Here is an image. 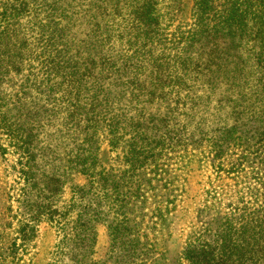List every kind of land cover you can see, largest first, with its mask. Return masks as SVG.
Wrapping results in <instances>:
<instances>
[{"label": "trees", "instance_id": "16d2710c", "mask_svg": "<svg viewBox=\"0 0 264 264\" xmlns=\"http://www.w3.org/2000/svg\"><path fill=\"white\" fill-rule=\"evenodd\" d=\"M183 4L0 0V155L15 158L25 220L0 264L42 222L59 234L55 264H98L99 223L117 263L153 264V229L203 143L216 183L251 168L248 197L173 264H264V0H193L189 28ZM72 174L86 182L60 205Z\"/></svg>", "mask_w": 264, "mask_h": 264}, {"label": "rangeland", "instance_id": "374dc122", "mask_svg": "<svg viewBox=\"0 0 264 264\" xmlns=\"http://www.w3.org/2000/svg\"><path fill=\"white\" fill-rule=\"evenodd\" d=\"M220 5L222 0H216ZM193 16V0H184L182 10L176 22V25H182L189 28ZM195 138H199L196 136ZM105 155L104 163H108L106 156V146L103 148ZM116 153L110 154L113 159ZM109 157V155H108ZM15 158L11 154L4 157L0 155V233L3 235L0 241L2 255L9 254L10 244L17 237V231L22 226L20 221H24L19 211L18 203L15 201L16 190L19 188L17 183V174L11 169ZM228 162H225L227 165ZM214 160L207 152L206 145L199 144L189 150L184 163L185 170L181 176V182L177 184L180 196L175 202V208L166 215L165 222L158 224L154 231L156 241V254L153 258V264H173L176 262L187 242L194 234L203 233L206 227L214 226L217 220L227 214L231 208H240L241 198H247V187L251 168L246 166L245 171L234 181L224 176L223 183H216V173L213 168ZM259 170L264 173V167ZM263 175V174H262ZM230 178L232 175L229 176ZM67 188L62 194L60 205H63L69 198V187L82 186L85 184V178L81 175L72 174ZM221 184H223L221 186ZM225 184L230 187L224 188V195H208V191H218ZM226 191V192H225ZM147 210L146 223L152 227L150 222L151 209L149 205ZM237 211V210H235ZM236 213L235 215H237ZM213 223V224H212ZM97 233V244L95 247L94 261L98 264H119L116 250L111 249L110 234L105 223L95 225ZM59 242V234L56 227L49 222H42L36 227L35 238L27 245L25 252L19 251L17 257L10 258L8 264L13 261L14 264H55L56 248ZM19 243V242H18ZM150 261V260H149ZM148 261V262H149ZM138 264V262L126 263Z\"/></svg>", "mask_w": 264, "mask_h": 264}]
</instances>
